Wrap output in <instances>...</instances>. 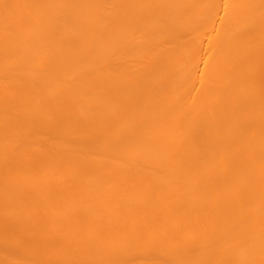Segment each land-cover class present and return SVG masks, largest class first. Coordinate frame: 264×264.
<instances>
[{
    "label": "bare ground",
    "instance_id": "obj_1",
    "mask_svg": "<svg viewBox=\"0 0 264 264\" xmlns=\"http://www.w3.org/2000/svg\"><path fill=\"white\" fill-rule=\"evenodd\" d=\"M0 264H264V0H0Z\"/></svg>",
    "mask_w": 264,
    "mask_h": 264
}]
</instances>
